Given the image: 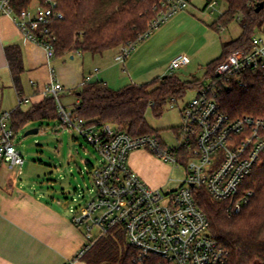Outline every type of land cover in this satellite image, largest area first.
<instances>
[{
  "label": "built area",
  "instance_id": "2783aa9c",
  "mask_svg": "<svg viewBox=\"0 0 264 264\" xmlns=\"http://www.w3.org/2000/svg\"><path fill=\"white\" fill-rule=\"evenodd\" d=\"M189 4V0H165L140 40L149 38ZM54 7L55 4L36 5L18 15L10 0H0V13L10 17L28 40L45 50L49 67L56 57V37L48 26L63 18ZM136 45L137 42L121 47L116 62L124 64ZM190 63L188 56H176L170 63V74ZM248 73L264 76V39L256 35L249 49L235 51L221 61L192 101L183 104L179 110L182 125L175 132L178 145L169 147L158 136L132 137L110 125H91L67 111L59 96L63 87L51 68V85L45 94L57 103L60 128L84 138L101 157L97 167L89 164L94 197L73 217L75 227L84 232L86 245L68 264L82 261L98 240L119 230L140 261L158 257L170 264H227V253L212 239L210 222L196 204L194 190L204 189L214 200L226 202L229 217L240 214L249 202L252 194L242 191V186L262 163L264 119L232 120L217 101L222 89ZM237 83L246 88L240 78ZM18 97L22 105L25 99L20 94ZM179 102L173 100L169 106L174 108ZM11 119L10 112L0 115V163L21 170L26 161L15 144ZM135 151H148L165 164L185 167L181 187L173 192L150 188L128 166L129 156Z\"/></svg>",
  "mask_w": 264,
  "mask_h": 264
},
{
  "label": "trees",
  "instance_id": "16d2710c",
  "mask_svg": "<svg viewBox=\"0 0 264 264\" xmlns=\"http://www.w3.org/2000/svg\"><path fill=\"white\" fill-rule=\"evenodd\" d=\"M165 0H10L16 14L33 5L50 7L63 15L48 26L56 37L55 56L67 54L103 55L129 43H140L150 29L151 22L162 9ZM215 0H207L208 8ZM226 11L211 25L215 31L239 20L243 34L236 41L223 45V55L208 66V77L215 67L231 53L250 48L255 31H264V8L256 12L264 0H221ZM36 2V4H34ZM153 33V32H152ZM151 33V34H152ZM14 89L21 95L22 76L25 73L23 56L18 46L5 50ZM246 84L242 88L237 83ZM204 82L182 80L177 74L167 75L146 84H130L120 90L111 89L105 82H86L73 90L78 104L73 115L98 127L110 125L115 131L132 137L158 136L147 121L152 111L161 117L173 100H183L189 91H197ZM221 110L232 120L244 117L264 119V76L243 74L236 77L231 87L217 96ZM58 120L54 98H47L28 111L17 109L12 113V130L16 135L30 124ZM250 192L248 204L240 214L229 217L227 203L214 200L204 189L194 190L198 207L210 222L212 239L227 253V264H264V156L262 163L242 186ZM87 264H170L158 257L139 260L138 253L126 241L123 231H112L98 240L82 259Z\"/></svg>",
  "mask_w": 264,
  "mask_h": 264
},
{
  "label": "crops",
  "instance_id": "0c3cea01",
  "mask_svg": "<svg viewBox=\"0 0 264 264\" xmlns=\"http://www.w3.org/2000/svg\"><path fill=\"white\" fill-rule=\"evenodd\" d=\"M214 3L216 5L209 8L218 5ZM181 25L178 20L167 22L157 34L147 38L143 47L131 53L124 64L116 62L121 48L103 55L75 53L59 57L60 60L68 57L72 65L65 62L54 65L52 60L50 67L54 77L63 87L60 94L75 98L73 90L86 82H105L111 89L120 90L130 84H144L140 82L149 78L154 81L170 75L171 61L183 53L179 47L174 52L167 35ZM9 46H18L22 52L25 73L21 95L25 99L23 104L29 105L25 109H22L23 104H9L13 97L19 103L5 54ZM108 53L115 55L108 56ZM50 67L45 50L28 40L10 17L0 13V115L17 109L28 111L47 99L45 91L52 78ZM77 104L75 98L69 112H73ZM36 125L30 124L31 127ZM144 163L166 167L148 151H135L129 156V168L151 188L162 189L155 175L144 169ZM23 167L10 169L0 163V264H68L86 245L84 232L73 224L79 207L71 206L64 192H48L33 181L24 182Z\"/></svg>",
  "mask_w": 264,
  "mask_h": 264
},
{
  "label": "rangeland",
  "instance_id": "374dc122",
  "mask_svg": "<svg viewBox=\"0 0 264 264\" xmlns=\"http://www.w3.org/2000/svg\"><path fill=\"white\" fill-rule=\"evenodd\" d=\"M189 1L191 4L185 11L176 14L169 20V22L178 20L182 23L177 30H172L167 35L172 49L177 52L179 47L182 49V55L188 56L191 60L189 66L178 70L175 74L184 81L197 79L207 82L208 66L222 57L225 43L236 41L241 37L243 29L238 19L218 32L211 28V25L218 21L226 11V6L221 0H215L218 5L214 8H206L207 0ZM32 7H36V5ZM165 25L155 29L149 38L157 34ZM255 35L264 39V33L261 30L257 29ZM146 41L147 39L138 43L132 54L143 47L142 45ZM114 55V53H108V56L113 57ZM108 59L110 60L109 57ZM59 60L58 57H55L53 64L65 62L66 65H72V61L68 57ZM152 79L149 78L140 83H150ZM196 95V91H189L177 106L174 108L167 106L164 114L159 118H156L151 110L148 111L146 117L150 127L169 147L178 145L175 132L182 125L179 110L183 104L192 101ZM59 96L68 111L72 110L71 104L75 102V98L67 94ZM9 104L19 105L16 97H13ZM28 106L23 104L22 109ZM10 126H12V122H10ZM30 127L29 125L22 128L14 137L15 144L26 161L23 167V181L40 184L48 192L50 190L64 192L70 205L74 207H80L90 202L94 197L92 191L95 186L89 173L91 168L89 164L97 167L101 159L94 147L84 138H76L75 134L62 130L58 120L45 121L43 124ZM35 129L38 130L37 134L25 136L27 132ZM160 162L164 166L170 167L171 170L154 163H144V169L155 175L157 181L162 184L163 191H176L186 178L185 167H174L165 164L162 160ZM43 182L45 183L43 184ZM47 185L50 187L47 188Z\"/></svg>",
  "mask_w": 264,
  "mask_h": 264
},
{
  "label": "water",
  "instance_id": "95a60500",
  "mask_svg": "<svg viewBox=\"0 0 264 264\" xmlns=\"http://www.w3.org/2000/svg\"><path fill=\"white\" fill-rule=\"evenodd\" d=\"M263 8H264V2H262V3H260V4L257 5L256 12L257 13H260ZM165 77H163V78H165ZM37 133H38V130L35 129V130H31V131L27 132L25 134V136H29V135H33V134H37Z\"/></svg>",
  "mask_w": 264,
  "mask_h": 264
}]
</instances>
